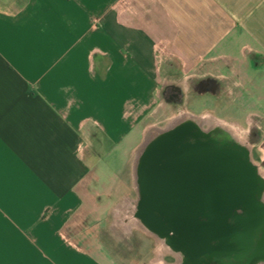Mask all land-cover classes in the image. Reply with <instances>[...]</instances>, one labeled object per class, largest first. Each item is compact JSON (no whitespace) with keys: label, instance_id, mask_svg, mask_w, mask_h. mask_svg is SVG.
<instances>
[{"label":"crops","instance_id":"1","mask_svg":"<svg viewBox=\"0 0 264 264\" xmlns=\"http://www.w3.org/2000/svg\"><path fill=\"white\" fill-rule=\"evenodd\" d=\"M170 64L264 132V0H0V264H111L89 245L95 139L118 146Z\"/></svg>","mask_w":264,"mask_h":264},{"label":"water","instance_id":"2","mask_svg":"<svg viewBox=\"0 0 264 264\" xmlns=\"http://www.w3.org/2000/svg\"><path fill=\"white\" fill-rule=\"evenodd\" d=\"M128 214L177 264H264V177L230 131L184 117L145 137Z\"/></svg>","mask_w":264,"mask_h":264},{"label":"rangeland","instance_id":"3","mask_svg":"<svg viewBox=\"0 0 264 264\" xmlns=\"http://www.w3.org/2000/svg\"><path fill=\"white\" fill-rule=\"evenodd\" d=\"M214 68V66L210 67L212 74H222V72L214 71ZM202 74L204 72L200 70L188 71L173 64L168 65V68H164L163 71L161 67L156 88L159 94L154 96L141 113L127 115L128 120L133 123V130L126 134L122 142L118 146L108 147L102 145L104 143L100 136H96L93 153L96 162L94 169L96 199L91 205V209L95 211L89 215L87 220L90 231L88 233L89 245L99 255L105 254L111 264H153L159 258L155 253L157 246L163 249L161 243L149 234L135 228L127 233L120 228L122 222L125 225L130 224L128 213L125 210L127 202L135 203L137 200L134 161L139 146L148 131L153 128H165L172 119L185 112L194 115L193 117L197 119H217L244 142L247 129L250 127L257 129L255 125L260 122L259 119L255 120L252 115H244L243 120H237L236 115L231 114L227 83L217 78L206 77L203 81H206L208 86L204 88L200 84L202 79L199 78ZM187 75L192 76L188 79ZM186 81L192 86L190 93L185 94L186 100L177 109H171L161 96L163 89L161 83L176 82L184 85ZM199 92H203L201 96H198ZM203 124L207 125V123ZM240 131H242L241 134H239ZM256 131L257 139L253 143L249 141L250 144L245 143H248L246 147L253 157L252 161L264 174V132L263 130ZM162 256L166 264H177L176 257L167 251H163Z\"/></svg>","mask_w":264,"mask_h":264},{"label":"flooded vegetation","instance_id":"4","mask_svg":"<svg viewBox=\"0 0 264 264\" xmlns=\"http://www.w3.org/2000/svg\"><path fill=\"white\" fill-rule=\"evenodd\" d=\"M202 80L200 81V84L204 87V88H206L208 85L206 84V81H203V78H201ZM191 82H192V80H190ZM186 84H184V85H180V84H178V83H176V82H170L169 84H167L166 86H164L163 87V89H162V92H161V96H162V98H163V100L166 102V104H168L169 106H170V108L172 109H177V107H179L181 104H182V102L184 101V100H186V96H185V94L188 92V93H190V90H191V88H192V86L189 84V82L188 81H186L185 82ZM185 87V88H184ZM186 91H185V90ZM202 93L203 92H199V95L198 96H201L202 95ZM185 96V97H184ZM184 116H194V115H192V114H190V113H188V112H185V113H182L181 115H179L178 117H176V118H174V119H172L167 125H170V124H172L173 122H175V121H177V120H179V119H181L182 117H184ZM201 118H199V120H200ZM215 119V118H214ZM201 123H207V125H209V126H214V124L215 125H217V126H221L222 128H224V129H226V130H228V131H230V129H229V127H227L225 124H223L222 122H220V121H218L217 119H215V120H213V119H211V120H208L207 118H205V119H201ZM155 129H161V128H153V130H155ZM153 130H150V131H153ZM149 132V131H148ZM231 132V131H230ZM237 132H239V131H237ZM242 133V131H240V133L239 134H241ZM239 136V135H238ZM257 136H258V134H257V131L256 130H254L253 128H249V129H247V133H245V136H244V139H245V142H254L256 139H257ZM239 138V137H238ZM244 142V141H243ZM244 142V145L245 146H248L247 144L249 143H245ZM249 143V144H250ZM253 147V146H252ZM252 147H251V149H252ZM252 159H253V157H251ZM131 205H133L132 204V202L131 201H128L127 202V207H126V213H128V210L130 209V206ZM120 228H121V230L123 231V232H127V233H129L130 232V230L132 229V228H135V227H131L130 225L128 226V225H125L123 222L121 223V225H120ZM161 263H163V261H162V258H158V260H155V263H153V264H161Z\"/></svg>","mask_w":264,"mask_h":264},{"label":"bare ground","instance_id":"5","mask_svg":"<svg viewBox=\"0 0 264 264\" xmlns=\"http://www.w3.org/2000/svg\"><path fill=\"white\" fill-rule=\"evenodd\" d=\"M184 117H193V116H184ZM184 117H182L181 119H183ZM194 118H196V117H194ZM199 119V118H198ZM180 120V119H179ZM201 120V119H200ZM171 125V124H170ZM170 125H167L166 127H168V126H170ZM215 125V124H214ZM157 130H159V129H155V130H153V131H149L148 132V134L147 135H145V137H148V136H150L152 133H154L155 131H157ZM232 133V132H231ZM233 134V133H232ZM240 142H243L241 139H240ZM137 154H138V151H137V153H136V157H137ZM136 157H135V159H136ZM134 163H135V161H134ZM258 169H259V173L264 177V174L261 172V170H260V168L258 167ZM135 190H136V192H137V189H136V185H135ZM263 199H264V196H263ZM133 208V205H131L130 206V209L128 210V214L130 213V211H131V209ZM129 218V217H128ZM131 227H135L136 229H138V230H140V231H142L143 233H146L147 235H148V233L146 232V231H144L139 225H138V223H136L135 222V220L134 219H130V224H129ZM128 225V226H129ZM158 248H157V250L155 251V253H156V255H158V257L159 258H162L163 256H162V254H163V251L165 252L166 251V249H162V248H160L159 246H157ZM176 259H177V262H178V257H176ZM161 264H163V263H161Z\"/></svg>","mask_w":264,"mask_h":264}]
</instances>
